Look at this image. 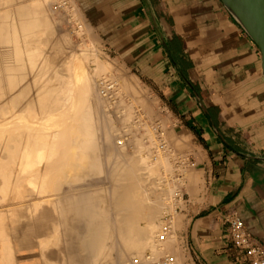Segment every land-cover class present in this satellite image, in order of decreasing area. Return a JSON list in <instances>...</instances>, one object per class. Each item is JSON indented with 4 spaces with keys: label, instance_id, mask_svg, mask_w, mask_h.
<instances>
[{
    "label": "bare ground",
    "instance_id": "obj_1",
    "mask_svg": "<svg viewBox=\"0 0 264 264\" xmlns=\"http://www.w3.org/2000/svg\"><path fill=\"white\" fill-rule=\"evenodd\" d=\"M66 1L74 13L65 0H0V264H128L161 253L184 264L179 216L158 238L166 192L174 191L158 194L168 157L148 153L132 131V122L150 127L135 107L145 91L107 63ZM65 10L77 30L63 27ZM175 136L169 143L182 144Z\"/></svg>",
    "mask_w": 264,
    "mask_h": 264
},
{
    "label": "crops",
    "instance_id": "obj_2",
    "mask_svg": "<svg viewBox=\"0 0 264 264\" xmlns=\"http://www.w3.org/2000/svg\"><path fill=\"white\" fill-rule=\"evenodd\" d=\"M73 1L94 45L105 39L109 53L154 89L170 113L173 136L182 142L180 152L176 140L170 149L184 264H248L228 220L238 215L264 245L259 48L222 0Z\"/></svg>",
    "mask_w": 264,
    "mask_h": 264
},
{
    "label": "rangeland",
    "instance_id": "obj_3",
    "mask_svg": "<svg viewBox=\"0 0 264 264\" xmlns=\"http://www.w3.org/2000/svg\"><path fill=\"white\" fill-rule=\"evenodd\" d=\"M65 2L67 3V1L65 0ZM67 5H68V3H67ZM69 6V5H68ZM55 7V6H54ZM68 10V12L69 13H74V11H72V8L69 6L68 8H67ZM66 10H65V13H63V15H64V18H65V20H64V23H63V27L66 29V30H69V27H70V29L72 30V29H78L77 28V23H75L76 21H74L72 18V16H74L75 17V14L73 15V14H69V13H66L67 12ZM69 18V20L67 19V18ZM71 18V19H70ZM67 23H66V22ZM69 21V22H68ZM73 22V23H72ZM76 25V26H75ZM73 39H74V41H76V42H78V43H81V37L80 36H78L77 34H73ZM104 40L105 39H98V43H97V46H98V49L100 50V51H102L101 52V54L106 58V61H107V63H109L108 61H110L111 62V66L113 67V66H115L116 64L115 63H119L121 66L120 67H122L123 68V70H125L126 71V73L127 74H129L128 76L131 78V76H132V78H133V75H134V72L133 71H131V70H129L128 68H126L125 67V65H124V63H122L121 61H119V59H117L115 56H114V54H112V53H109V51H108V46L107 45H105L104 44ZM85 41H87V39H85ZM115 59V60H114ZM114 61V63H112L113 61ZM117 60V61H116ZM118 66V65H117ZM133 74V75H132ZM134 77L136 78L137 77V81H138V84L136 83L137 81L136 80H132L133 82L134 81H136L134 84H136L137 85V88L139 87V89H140V86H141V89H142V91H145V93H142V94H144V95H142L141 94V96L143 97V99L144 98H146V100L147 101H144L143 100V104L145 105L146 103V105L144 106H141L140 107V105L138 106L137 105V103H138V101H136V100H134L133 98H135L134 96H133V98H131V100H132V103L133 102H135V103H133V105L136 107V109L137 108H144L145 110H143V112H142V118H143V120L145 121V123H147V124H149V128L147 129L146 127H142V128H139V127H136V123H134V122H132V131H133V133L134 134H141L142 133V136H141V141H143L144 139H145V141H143L144 142V145L146 146V148L148 147L149 148V150L150 151H148V153H151V155H153L154 154V157L156 158V157H161V155L162 156H165L166 155V157H168V160H169V163H170V166L172 167H170V171L169 172H166L167 171V169H165V168H163V167H159V173H158V175L159 176H163V177H161V180H160V182H162L161 184H160V182L158 181V183H157V188H158V194H162V196H164L165 197V195H166V193H168L169 194V196H166V198H165V200L164 201H167V200H170V201H167L166 203V208H165V210H163L162 211V213H163V216H162V214H161V216H160V219L163 217L164 219H161V223H162V225L164 224V223H167L168 221H170V224H172V223H175V222H173L174 220H175V218H173L172 219V217L174 216V208L177 206V198H175V192H177V188L176 187H174L173 186V184L176 186V182H175V180H174V183H173V174L172 175H170L172 172H173V170H174V167H173V157H171V155L173 154L171 151H170V146H168V143H169V140H172V137L171 136H173V121H172V118L170 117V113H169V111H168V109L166 108V106H165V103H163L162 101H160L159 99H158V95H157V93H156V91H154V89H151L150 87H148V86H146L144 83H143V81L141 80V78L140 77H138V76H136V75H134ZM131 78V79H132ZM144 88V89H143ZM141 89H140V91H141ZM146 94V95H145ZM137 99V98H136ZM152 100H154V101H152ZM146 102V103H145ZM149 105V109L147 110V111H149V112H146V108H147V106ZM152 107V108H151ZM150 109H152V111L150 110ZM157 109V110H156ZM156 112H155V111ZM145 111V112H144ZM152 112H154V114L152 113ZM146 114H148L151 118H154L155 117V119H152V120H150V117L148 116V115H146ZM152 114V115H151ZM158 115L157 116V119H156V116H154V115ZM137 115V114H136ZM145 115V116H144ZM154 116V117H153ZM146 117V118H145ZM160 118H162L164 121L163 122H165L164 124H163V122L161 123V121H157V120H159ZM134 119V118H133ZM148 119V120H147ZM161 119V120H162ZM136 120V118L133 120V121H135ZM150 120V121H149ZM147 121V122H146ZM152 122V123H151ZM160 123L162 124L161 126V128H160ZM155 124V125H154ZM156 124H158V125H156ZM133 125H134V127L136 128H134L133 127ZM153 125V126H152ZM158 128V129H157ZM157 129V130H156ZM140 130H143V131H140ZM148 130V131H147ZM150 130L151 131H153L152 133L150 132ZM138 131V132H137ZM150 132L151 134L150 135H152L153 134V138H155V139H153L154 141V143H152L151 144V141H150V139H147V137L149 138V135L148 134H146V133H144V132ZM156 132L158 133V134H156ZM161 133V134H160ZM155 134V135H154ZM155 136V137H154ZM157 137V138H156ZM171 137V138H170ZM170 138V139H169ZM159 139V140H158ZM146 140H148L147 141V143H146ZM157 140H158V142H157ZM161 140H163V141H161ZM164 141H165V143H164ZM159 142H161V143H159ZM163 142V143H162ZM150 144V146L149 145H147V144ZM157 143H158V145H157ZM170 144V143H169ZM151 145H153V146H151ZM161 145V146H160ZM167 145V146H166ZM155 146H157V147H155ZM164 146V147H163ZM132 148H134V147H132ZM152 148H156L155 150H152ZM162 148V149H161ZM162 150V151H160V150ZM169 149V150H168ZM159 150V151H158ZM163 150H165L166 151V153H168V154H166L165 153V151H164V153H163ZM155 152V153H153V152ZM157 151V152H156ZM168 151V152H167ZM159 152H160V156H157L158 154H159ZM162 152V153H161ZM171 153V154H170ZM155 154H156V156H155ZM150 155V157H152ZM173 156V155H172ZM153 157V159H155ZM152 159V158H151ZM150 159V160H151ZM159 159H161V158H159ZM165 169V171H163V169ZM177 168V167H176ZM173 169V170H172ZM166 174V175H165ZM166 178H165V177ZM162 178H164V179H162ZM167 178H168V180H167ZM170 180V181H169ZM165 181L167 182V184L165 183ZM177 181V180H176ZM170 182V183H169ZM172 183V184H171ZM165 184V185H164ZM169 185V187H171V189H174V191H170V192H166V187ZM164 187V188H163ZM160 189H162V190H160ZM163 190H165V192H163ZM176 190V191H175ZM161 192V193H160ZM171 194V195H170ZM172 196V197H171ZM169 197H170V199H169ZM169 202V203H168ZM172 204V205H171ZM171 206V207H170ZM173 207V209H171ZM168 211H167V210ZM172 211H171V210ZM165 213V214H164ZM167 214V215H166ZM169 219V220H168ZM171 219V220H170ZM164 220V221H163ZM166 221V222H165ZM172 221V222H171ZM164 222V223H163ZM143 223V224H142ZM140 225L141 226H144V222H140ZM161 225V226H162ZM163 254H165V253H163ZM162 253L160 254V256L161 255H163ZM159 257V256H158Z\"/></svg>",
    "mask_w": 264,
    "mask_h": 264
},
{
    "label": "built area",
    "instance_id": "obj_4",
    "mask_svg": "<svg viewBox=\"0 0 264 264\" xmlns=\"http://www.w3.org/2000/svg\"><path fill=\"white\" fill-rule=\"evenodd\" d=\"M169 231L170 221L161 226L158 238L163 240ZM229 236L235 246L243 251L248 264H264V245L253 241L242 219L236 214H232L229 219ZM128 264H178V262L172 254L165 253L153 260L133 257Z\"/></svg>",
    "mask_w": 264,
    "mask_h": 264
},
{
    "label": "water",
    "instance_id": "obj_5",
    "mask_svg": "<svg viewBox=\"0 0 264 264\" xmlns=\"http://www.w3.org/2000/svg\"><path fill=\"white\" fill-rule=\"evenodd\" d=\"M259 48L264 61V0H222Z\"/></svg>",
    "mask_w": 264,
    "mask_h": 264
}]
</instances>
